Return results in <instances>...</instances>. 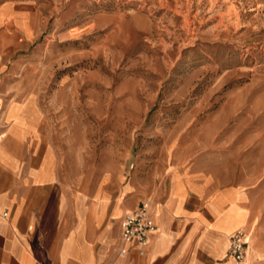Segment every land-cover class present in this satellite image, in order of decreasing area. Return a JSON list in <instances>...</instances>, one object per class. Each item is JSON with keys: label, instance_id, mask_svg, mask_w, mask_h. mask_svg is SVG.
I'll return each mask as SVG.
<instances>
[{"label": "rangeland", "instance_id": "1", "mask_svg": "<svg viewBox=\"0 0 264 264\" xmlns=\"http://www.w3.org/2000/svg\"><path fill=\"white\" fill-rule=\"evenodd\" d=\"M22 2L9 88L38 105L69 190L140 199L207 173L253 182L264 209V0Z\"/></svg>", "mask_w": 264, "mask_h": 264}, {"label": "crops", "instance_id": "2", "mask_svg": "<svg viewBox=\"0 0 264 264\" xmlns=\"http://www.w3.org/2000/svg\"><path fill=\"white\" fill-rule=\"evenodd\" d=\"M24 5L0 0V211H8L0 264H238L227 253L238 227L246 231L241 264H264V209L248 180L171 170L140 199L124 197L131 182L120 197L68 189L38 105L9 88L12 55L32 35ZM146 198L157 229L144 255L135 240L121 253L120 220Z\"/></svg>", "mask_w": 264, "mask_h": 264}, {"label": "built area", "instance_id": "3", "mask_svg": "<svg viewBox=\"0 0 264 264\" xmlns=\"http://www.w3.org/2000/svg\"><path fill=\"white\" fill-rule=\"evenodd\" d=\"M8 211H0V222L7 217ZM156 210L149 198L140 201L137 206L124 214L120 220L121 253H126L133 240L137 241V251L144 255L147 251L151 235L156 231ZM227 253L235 262L241 264L246 254V231L238 227L229 236Z\"/></svg>", "mask_w": 264, "mask_h": 264}]
</instances>
